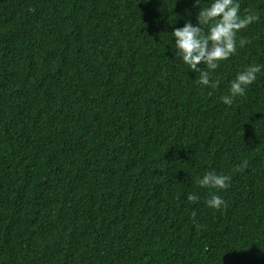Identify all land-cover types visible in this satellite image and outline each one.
Here are the masks:
<instances>
[{
    "label": "trees",
    "instance_id": "obj_1",
    "mask_svg": "<svg viewBox=\"0 0 264 264\" xmlns=\"http://www.w3.org/2000/svg\"><path fill=\"white\" fill-rule=\"evenodd\" d=\"M238 2L260 20L210 89L172 32L211 0H0V264H264V68L220 100L264 65Z\"/></svg>",
    "mask_w": 264,
    "mask_h": 264
},
{
    "label": "clouds",
    "instance_id": "obj_2",
    "mask_svg": "<svg viewBox=\"0 0 264 264\" xmlns=\"http://www.w3.org/2000/svg\"><path fill=\"white\" fill-rule=\"evenodd\" d=\"M199 6V0H196ZM260 20L259 12L246 8L244 15H241V8L238 0H211V3L204 8L199 7L197 23L193 26L186 22L182 28H176L172 32L175 39V56L178 57L188 69L198 74L195 81L201 86L215 89L219 86V81L212 79V73L220 67V62L228 60L237 54L238 48H244L251 43L250 40L241 36L237 39V34L246 29L249 25ZM204 64L205 68L198 65ZM264 65L250 64L236 74L230 82L229 94L220 97L222 103L231 106L234 98L243 96L247 88L257 79V74L261 73ZM209 96L212 92L209 91ZM248 161L236 165L233 172H244ZM230 174H218L215 171L206 172L202 178L197 180V184L203 188L216 190H226L230 187ZM189 202H196L198 196L189 194ZM207 206L214 210L227 208V203L219 195L212 194L207 200ZM196 216L195 211L191 213ZM195 224V220H193ZM199 229L201 226L195 224Z\"/></svg>",
    "mask_w": 264,
    "mask_h": 264
}]
</instances>
